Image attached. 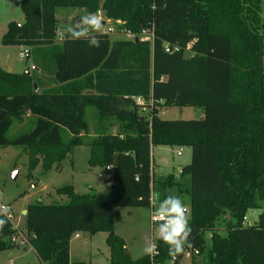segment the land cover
<instances>
[{
	"label": "trees",
	"instance_id": "1",
	"mask_svg": "<svg viewBox=\"0 0 264 264\" xmlns=\"http://www.w3.org/2000/svg\"><path fill=\"white\" fill-rule=\"evenodd\" d=\"M61 7L100 11L120 21L119 30L146 29L152 38L111 41L104 32L93 48L63 32L57 43ZM20 9L23 22L10 21L1 44L35 50L39 72L0 68V146L22 148L29 172L60 168L80 145L90 148L89 165L111 166L105 197L65 185L56 193L68 202L26 206L25 236L40 264H89L70 260L77 232H106L110 264H166L171 257L158 239V254L133 259L113 221L116 208L149 207L151 192L163 199L170 189L186 201L192 229L191 247L174 264L195 250L207 252V264H264V0H20ZM47 74L55 86L43 89ZM138 96L153 100L147 117ZM159 104L198 107L203 116L163 119ZM87 107L99 120L117 119L121 132L86 141ZM25 116L32 127L9 137ZM160 145L190 148V162L177 176L151 172V148ZM251 209L261 210L257 221L243 225ZM14 232L9 221L0 252L17 247Z\"/></svg>",
	"mask_w": 264,
	"mask_h": 264
},
{
	"label": "rangeland",
	"instance_id": "2",
	"mask_svg": "<svg viewBox=\"0 0 264 264\" xmlns=\"http://www.w3.org/2000/svg\"><path fill=\"white\" fill-rule=\"evenodd\" d=\"M72 8H57L58 29L75 23L82 13L69 12ZM103 17L102 12H98ZM23 17L20 9V0H0V68L10 72L35 71L33 64L35 50L26 46H4L1 44V37L7 30L10 21H19ZM104 19V17H103ZM106 21V19H105ZM104 31L109 26L115 28V32L108 33L110 39H140L150 40V33L145 35L125 34L119 31L117 24L105 23ZM29 51V57H21L20 52ZM37 53V52H36ZM39 54V52H38ZM188 49L185 56H190ZM48 75V74H47ZM50 75H48L49 81ZM202 110L198 107L183 106L175 104H159L158 112L163 119H199L203 116ZM140 114L145 117L147 113ZM86 121L88 131L84 136L86 141H90L97 134L102 132L120 133L122 130L121 122L115 118H105L99 120L96 110L93 107L86 108ZM32 127V119L25 116L21 122L15 121L10 127L7 135H14L28 131ZM67 139V135H63ZM181 149V155L177 151ZM90 148L86 145L73 147L71 152L62 161L60 168H52L45 177L41 165L34 171L28 170V155L22 148L16 146H0V202L9 204L15 216V223L25 229V217L20 210L28 204L41 201L44 204H64L68 198L63 194H52L51 199L45 197V191H54L57 187L74 185L78 194L97 192L98 195L107 196L108 181L105 169L98 165H89ZM191 150L189 147L177 146H154L151 148V166L162 175L168 173L178 174V168L190 162ZM106 176V177H105ZM36 180L42 181L45 190L36 185ZM31 184H35L31 187ZM96 191H95V190ZM186 202V201H185ZM114 219L115 231L123 240L129 255L135 259L145 255L142 251L145 241L149 238L154 241L155 226L150 222V207H119L116 208ZM260 209H251L246 213L243 225H252L257 221ZM189 214V213H188ZM225 217L221 215L217 221V228L223 230L225 227ZM79 239L72 240L71 260L83 261L89 264H110L109 250L106 245V232L95 234L85 233ZM209 244V233L206 236ZM20 245H17L19 247ZM11 248L0 252V264H40L34 252L20 248ZM194 255L195 264H207V252L199 254L186 252L180 264H191V257Z\"/></svg>",
	"mask_w": 264,
	"mask_h": 264
},
{
	"label": "clouds",
	"instance_id": "3",
	"mask_svg": "<svg viewBox=\"0 0 264 264\" xmlns=\"http://www.w3.org/2000/svg\"><path fill=\"white\" fill-rule=\"evenodd\" d=\"M152 8L155 10L156 5L153 4ZM104 28L103 17L89 11L81 15L75 23L65 26L63 31L69 40H87L89 47L99 48L101 46L99 36L104 33ZM156 199L159 201L158 204L150 200L154 205L152 221L155 226V236L167 245L168 255L175 258L184 252L186 245L191 247L189 237L192 229L188 207L181 195L171 189L163 199H160L159 195ZM11 216V208L7 204H0V234L9 224ZM142 251L152 257L158 254V245L149 238L145 241Z\"/></svg>",
	"mask_w": 264,
	"mask_h": 264
},
{
	"label": "built area",
	"instance_id": "4",
	"mask_svg": "<svg viewBox=\"0 0 264 264\" xmlns=\"http://www.w3.org/2000/svg\"><path fill=\"white\" fill-rule=\"evenodd\" d=\"M98 12H100V11H98ZM104 20V24L105 23H108V24H112V22L111 21H109V20H106L105 21V19H103ZM115 24H117L116 26H117V28H118V25H120L121 24V22L120 21H115L114 22ZM120 32H122V33H125L124 31H122V30H119ZM104 32H106V33H112V32H115V28L114 27H112V26H109L108 28H107V31H104ZM149 34L150 33V38H152V32H150L149 30H146V29H143V30H141V32L139 33V35H145V34ZM125 34H130L129 32L128 33H125ZM133 35V34H132ZM135 36H137V35H135ZM146 40H148V39H146ZM19 55L21 56V57H27L28 56V52L26 51V50H24V51H22V52H20L19 53ZM135 103H136V105H137V107H138V109H139V112H142V113H147L148 114V112L152 109V107H153V100L152 99H149L148 101H146L143 97H140V96H138V97H135ZM177 155H181V149L180 150H178L177 151ZM151 168H152V166H151ZM111 169V166H109V165H107V166H105V170H110ZM151 172H152V169H151ZM180 172V171H179ZM156 195H155V193H153V192H151V194H150V200L151 201H154L156 204H158L157 203V199H156ZM0 204H5V203H2V202H0ZM10 208H11V210H12V216H11V219H10V222H11V224H12V228L14 229V234L10 237V240L15 244V245H20V246H22V245H25V244H28V242H27V239H26V236H25V232H23L20 228H19V226L15 223V214H14V211H13V209H12V207L9 205V204H7ZM150 210H151V215H150V222H151V224L153 225V221H152V213H153V210H154V205H153V203H150ZM188 213H189V210H188ZM189 253V252H188ZM186 254V253H185ZM184 254V255H185ZM193 254H197V251L195 250V251H193ZM184 257V256H183ZM176 257L175 258H173V257H171V259H169L168 260V262L166 263V264H174L175 262H176Z\"/></svg>",
	"mask_w": 264,
	"mask_h": 264
},
{
	"label": "crops",
	"instance_id": "5",
	"mask_svg": "<svg viewBox=\"0 0 264 264\" xmlns=\"http://www.w3.org/2000/svg\"><path fill=\"white\" fill-rule=\"evenodd\" d=\"M69 12H79V13H82V10H80V9H76V8H72L71 9V11L69 10ZM56 19H57V17H56ZM23 17H22V19L21 20H19V21H16L18 24H21L22 22H23ZM64 29V28H63ZM63 29H61V30H57V35H56V42L57 43H59L60 41H61V39H62V34H63ZM110 38V37H109ZM120 38H116V39H110L111 41H113V40H119ZM26 50V49H25ZM27 52H28V56L27 57H29V51L28 50H26ZM35 70L37 71V72H39V70L37 69V68H35ZM49 79H50V77H49ZM42 81H43V89L44 88H50V87H53V86H55V84L53 83V82H51V84H49V81H48V76H45V75H43V77H42ZM202 110V109H201ZM202 112V114H203V111H201ZM158 115H160V113L158 112ZM40 165H38L36 168H35V170L39 167ZM181 167L182 166H180L179 168H178V174H179V171H180V169H181ZM103 169V168H102ZM152 169V173L154 174V175H156V176H161L162 174H160V172H156L153 168H151ZM34 170V171H35ZM48 171H50V170H48ZM48 171H46V172H44V174H45V177L47 176L46 174H47V172ZM178 174H175L176 176L178 175ZM106 177V176H105ZM106 179H107V181H108V179H109V175H107V177H106ZM36 185H38V186H40V187H42V189L41 190H45V189H47V187L46 186H44V184H43V180L42 181H39V180H36ZM108 190H107V193H109V191H110V184H109V181H108ZM35 186V184H31V187H34ZM72 187H73V190H74V192L75 193H77V191H76V188H75V186L74 185H72ZM58 188H60V187H57L56 189H58ZM56 189L54 190V191H51V190H47V191H45V197L47 198V199H51L52 198V194H56ZM95 190V189H94ZM96 191V190H95ZM93 193H95V194H97V192H93ZM61 195V194H60ZM98 195V194H97ZM108 195V194H107ZM155 195L157 196V194L155 193ZM98 196H100V195H98ZM102 197V196H101ZM25 208L26 207H22L21 208V210H20V213H21V215H23L24 217H25ZM246 216V215H245ZM115 219V218H114ZM245 219V218H244ZM113 225H114V221H113ZM20 229L23 231V232H25V229H23L21 226H20ZM114 231H115V228H114ZM86 232H77V233H75L74 235H73V237L71 238V240H70V244H69V257H70V260H71V246H72V240H76V239H79L82 235L83 236H86V234H85ZM116 233V232H115ZM117 234V233H116ZM118 235V234H117ZM20 247H22L24 250H30L31 252H33L32 251V248H31V246L29 245V244H25V245H22V246H19V247H17V248H20ZM183 259V258H182ZM182 259H181V261H182ZM72 261V260H71ZM181 261L179 262V264L181 263Z\"/></svg>",
	"mask_w": 264,
	"mask_h": 264
},
{
	"label": "water",
	"instance_id": "6",
	"mask_svg": "<svg viewBox=\"0 0 264 264\" xmlns=\"http://www.w3.org/2000/svg\"><path fill=\"white\" fill-rule=\"evenodd\" d=\"M134 41L137 42L138 41V38L135 37L134 38ZM33 88H34L35 91H38V87H37V85L35 83H33Z\"/></svg>",
	"mask_w": 264,
	"mask_h": 264
}]
</instances>
